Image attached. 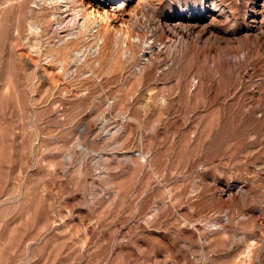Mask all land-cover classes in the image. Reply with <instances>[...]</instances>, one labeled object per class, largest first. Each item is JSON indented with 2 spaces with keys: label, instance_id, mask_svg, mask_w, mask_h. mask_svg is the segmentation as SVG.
<instances>
[{
  "label": "rangeland",
  "instance_id": "rangeland-1",
  "mask_svg": "<svg viewBox=\"0 0 264 264\" xmlns=\"http://www.w3.org/2000/svg\"><path fill=\"white\" fill-rule=\"evenodd\" d=\"M0 264H264V0H0Z\"/></svg>",
  "mask_w": 264,
  "mask_h": 264
}]
</instances>
